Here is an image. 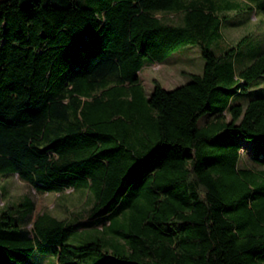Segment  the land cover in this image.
I'll return each instance as SVG.
<instances>
[{
	"label": "trees",
	"instance_id": "obj_1",
	"mask_svg": "<svg viewBox=\"0 0 264 264\" xmlns=\"http://www.w3.org/2000/svg\"><path fill=\"white\" fill-rule=\"evenodd\" d=\"M243 2L264 16V0ZM220 5L0 1V175L93 199L30 230L31 200L0 207V264H264V96L234 99L264 75V49L238 74L236 48L216 56V9L239 7ZM181 12L182 25L157 17ZM188 43L202 74L171 90L154 81L146 97L144 60Z\"/></svg>",
	"mask_w": 264,
	"mask_h": 264
},
{
	"label": "rangeland",
	"instance_id": "obj_2",
	"mask_svg": "<svg viewBox=\"0 0 264 264\" xmlns=\"http://www.w3.org/2000/svg\"><path fill=\"white\" fill-rule=\"evenodd\" d=\"M217 1L221 5L229 1L239 7L225 8L220 5L221 7L216 9V15L221 19V39L213 41L209 48L216 56H221L230 48H236L232 62L234 72L238 74L264 49V16L255 10L249 12L248 5H244L243 0ZM60 4L65 5L64 2ZM183 16V12L157 14V17L174 25H182ZM245 37L246 40L238 45ZM203 68L204 60L199 45L188 43L172 51L160 63L144 60L139 71V85L148 97L152 92L154 81L165 90H171L189 82V74H202ZM251 95L264 96V75L256 79L247 92H239L234 99L245 105ZM241 142L242 158L249 167H253L251 160L253 142L243 140ZM24 199L31 200L34 205L33 211L23 220L27 230L31 229L32 220L37 214L46 212L57 219H75L91 205L93 200L90 193L84 189H67L61 193L41 194L21 181L17 175H0V207L18 204ZM51 258H44L39 264H53Z\"/></svg>",
	"mask_w": 264,
	"mask_h": 264
}]
</instances>
